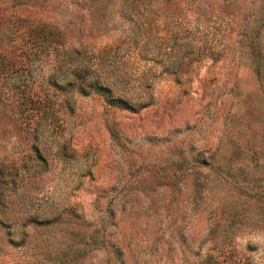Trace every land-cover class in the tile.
<instances>
[{
  "label": "rangeland",
  "instance_id": "1",
  "mask_svg": "<svg viewBox=\"0 0 264 264\" xmlns=\"http://www.w3.org/2000/svg\"><path fill=\"white\" fill-rule=\"evenodd\" d=\"M75 49L144 106L69 87ZM206 255L264 264V0H0V264Z\"/></svg>",
  "mask_w": 264,
  "mask_h": 264
},
{
  "label": "trees",
  "instance_id": "2",
  "mask_svg": "<svg viewBox=\"0 0 264 264\" xmlns=\"http://www.w3.org/2000/svg\"><path fill=\"white\" fill-rule=\"evenodd\" d=\"M54 39V41H53ZM34 44L36 46V53L38 54H48L49 52H56L57 42L58 45H63V33L57 27L50 30L48 26H41L38 27L37 31L35 32L34 36ZM56 41V42H55ZM103 54H98V57H92L89 59L87 57H83L81 51L78 49L72 51H65V61L62 66H66V70L68 71V77H72V79L68 80L69 87H74L80 93L88 94V93H95L103 98V100L110 106H114L116 108L127 109V110H137L144 106V103L140 101L142 98V94L137 95V100L134 104L130 103L128 99H125L120 96L115 95L114 86L108 85V82L105 78L101 77V75L96 73L95 65H99V59H106L108 58L107 53L104 50ZM57 55V54H56ZM92 59V60H90ZM61 65H56L55 70L58 71L62 68ZM61 72V71H60ZM58 73H54L53 78H51V84L56 86L58 77ZM111 74V72H109ZM29 103L32 106L36 104H41V98L35 97V99H30ZM46 99H42L45 101ZM35 102V103H34ZM37 110V106L34 107V110ZM39 129L37 126L33 128V140L35 141L38 138ZM37 158L40 161H44L43 157H41L40 153L38 152L39 148L36 146L32 147ZM205 259L200 262V264H214V256L213 255H206Z\"/></svg>",
  "mask_w": 264,
  "mask_h": 264
}]
</instances>
